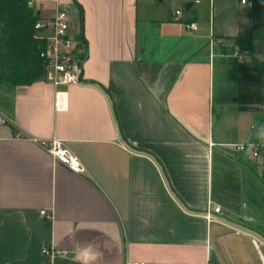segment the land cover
I'll return each instance as SVG.
<instances>
[{
    "label": "crops",
    "instance_id": "obj_1",
    "mask_svg": "<svg viewBox=\"0 0 264 264\" xmlns=\"http://www.w3.org/2000/svg\"><path fill=\"white\" fill-rule=\"evenodd\" d=\"M58 1L86 41L81 80L18 85L0 110V264H264L257 220L203 215L208 202L221 208L214 191L231 165L237 181L264 189L244 151L231 149L253 141L254 111L235 109L236 61L248 56L220 48L249 28V6L174 0L194 7L175 18L164 0ZM259 28L251 40L264 61ZM263 72L252 66L247 81L264 99ZM53 137L80 172L51 156L42 142Z\"/></svg>",
    "mask_w": 264,
    "mask_h": 264
},
{
    "label": "trees",
    "instance_id": "obj_2",
    "mask_svg": "<svg viewBox=\"0 0 264 264\" xmlns=\"http://www.w3.org/2000/svg\"><path fill=\"white\" fill-rule=\"evenodd\" d=\"M29 0H0V92L13 93L18 85L30 84L43 76L44 62L39 56L41 41L35 37V23L40 20V10L28 4ZM247 30L232 37L225 49L248 56L247 61L238 62L239 85L236 101L240 111L260 110L262 117L258 127L264 130V99L259 87L250 86L247 78L252 66L264 65L255 54L251 40L252 31L264 25V0H249ZM81 47L86 41L81 32L76 34ZM3 96V95H2ZM4 98V96L2 97ZM253 142H257L256 138ZM264 236V222L253 226Z\"/></svg>",
    "mask_w": 264,
    "mask_h": 264
},
{
    "label": "built area",
    "instance_id": "obj_3",
    "mask_svg": "<svg viewBox=\"0 0 264 264\" xmlns=\"http://www.w3.org/2000/svg\"><path fill=\"white\" fill-rule=\"evenodd\" d=\"M54 1V12L49 19L38 20L34 27L36 29L35 37H37L42 47L39 51V56L44 62V72L42 79L52 83L54 86H64L72 83H78L81 80L82 63L85 59V49L81 47L76 34H71L69 31V15L68 7L61 4L58 0ZM186 1V0H184ZM242 4L250 6L249 0H239ZM199 0H192V3H197ZM28 4H32L28 1ZM172 17L179 18L182 15V9L176 8L171 13ZM190 29H196V23L190 21L186 23ZM60 95L57 94L55 106L60 107ZM51 156L63 163L66 167L74 172H80L82 166L78 158L63 146V143L58 138H51L48 141H43ZM212 146V143H209ZM262 145L253 142L232 143L231 148L234 151H245L248 148L252 156H258L262 152ZM219 205H213L208 202L203 215L206 220L213 218V213L220 212ZM40 213L49 216V214L41 209ZM256 242L255 239H253ZM43 253L49 256L63 253L59 249L44 248ZM126 264H144L143 262H126Z\"/></svg>",
    "mask_w": 264,
    "mask_h": 264
},
{
    "label": "rangeland",
    "instance_id": "obj_4",
    "mask_svg": "<svg viewBox=\"0 0 264 264\" xmlns=\"http://www.w3.org/2000/svg\"><path fill=\"white\" fill-rule=\"evenodd\" d=\"M29 1H31L32 3L30 5H33L40 10L41 19H46L47 16L50 15L51 12H53V2L51 0H29ZM159 8H161L166 12L170 11V15H171L172 11L174 10V0H164V2L160 4ZM243 8H244V12L246 13L247 8L246 7ZM181 9L185 15H191L194 13L193 12L194 7L191 10H186L183 7H181ZM68 13L70 15L71 22L75 25V23L78 22L76 13L70 7L68 9ZM197 20L199 21V19ZM254 37L257 43L264 42L263 28H259L258 30H256ZM229 46L230 45H227L226 47ZM224 47L225 45L220 46L223 53H227L231 51L225 49ZM258 67L260 70H262L264 68V65L260 64L258 65ZM259 81H260L259 84L264 86V76L262 77L261 75V77H259ZM2 95L4 96V98H2L3 97ZM10 98H11L10 93L4 92V94H1L0 92V110H8L10 105ZM236 103L237 105L235 109L240 111L238 109V102L236 101ZM230 107H232V105H230ZM230 107L227 109V114L230 113L229 111ZM252 117L254 118V120L250 124V128L255 126L254 129L249 130V132L253 133L252 140L256 138L258 139L259 143L264 144V130L259 128L257 125L262 117V112L260 110H254V112L252 113ZM233 140H235V138ZM262 151L263 152L259 153L258 156H252L250 150L246 148L244 153L242 154L244 158H247L249 163L252 164V169L254 171V174L255 175L257 174L259 176V180L264 183V145L262 147ZM231 167L234 168L235 166L231 165L229 168H227L228 174L220 175L219 184H216L217 191H214V193L216 194V198L218 199V202L221 205V210L222 209L223 211L230 210L234 212L236 217L235 219H239L237 217L238 215L242 216L241 214L247 212L251 216L252 221L257 220L259 224L263 223L264 216H259V215H260V211L264 209V189L260 191L258 189H255L254 187H251L249 185L250 182L247 179L237 181L233 175L235 174V170H233ZM257 224L255 223L254 226L258 227Z\"/></svg>",
    "mask_w": 264,
    "mask_h": 264
},
{
    "label": "water",
    "instance_id": "obj_5",
    "mask_svg": "<svg viewBox=\"0 0 264 264\" xmlns=\"http://www.w3.org/2000/svg\"><path fill=\"white\" fill-rule=\"evenodd\" d=\"M190 4H191L190 2L185 4V9H186V10L189 8ZM2 121H3V118H2V116L0 115V122H2Z\"/></svg>",
    "mask_w": 264,
    "mask_h": 264
}]
</instances>
